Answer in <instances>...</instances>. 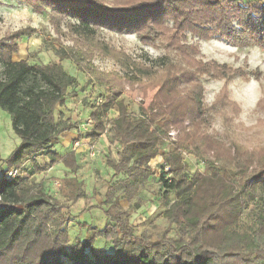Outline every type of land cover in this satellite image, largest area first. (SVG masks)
I'll use <instances>...</instances> for the list:
<instances>
[{
	"label": "trees",
	"instance_id": "obj_1",
	"mask_svg": "<svg viewBox=\"0 0 264 264\" xmlns=\"http://www.w3.org/2000/svg\"><path fill=\"white\" fill-rule=\"evenodd\" d=\"M39 1L77 20V33L94 34L92 26L97 22L114 29L130 28L141 39L147 33L180 58L175 63L165 53L157 59L155 70L147 75L161 77L160 98L135 116L120 94L105 89L89 105L91 128L85 135L98 141L108 133V143L117 150L115 157L107 155V164L115 175L126 176L117 183L125 187L143 183L153 174L150 163L163 146L159 132L170 124L179 125L167 119L162 107L177 97L185 98L186 131L161 154L156 175L161 200L173 196L163 215L174 226L176 237L165 233L150 241L144 235L134 236L121 199L110 197V185L103 203L110 223L102 229L90 228L91 235L71 242L65 205L33 178L6 177L27 160L40 172L37 156L48 159V165L61 162L75 172V149L60 154L52 147L60 142L62 133L79 130L78 122L55 116L57 106L69 96V88L78 85L61 64L67 55L42 65L13 61L8 55L0 57V108L8 113L20 144L0 169V264H264V161L249 173L248 162L218 165L207 160L203 172L189 175L181 156L182 151L198 158L212 152L217 160L226 155L215 141L200 146L203 135L199 129L206 108L199 79L227 81L237 74L226 65L194 59L197 47L182 45L183 34L264 46V0H118L113 7L94 0ZM112 109L115 116H109ZM151 130L157 133L149 135ZM58 181V193L66 201L73 203L84 196L76 178L65 176ZM243 214L249 220L240 223ZM96 238L109 240L112 250L96 247Z\"/></svg>",
	"mask_w": 264,
	"mask_h": 264
},
{
	"label": "rangeland",
	"instance_id": "obj_2",
	"mask_svg": "<svg viewBox=\"0 0 264 264\" xmlns=\"http://www.w3.org/2000/svg\"><path fill=\"white\" fill-rule=\"evenodd\" d=\"M94 1L113 7V2L115 4L118 0ZM51 5L39 0H0V57L9 55L13 61L26 60L29 64L42 65L57 62L59 57L67 55L61 64L77 79L78 85L69 88L70 94L63 105L57 106L55 116L59 120L78 122L79 130L64 132L68 145L62 146L59 142L52 150L64 154L74 148L78 152V169L70 172L61 162L48 165V159L37 156L36 160L42 167L40 172L37 173L27 160L19 169L7 172L6 177L20 175L33 178L45 192L65 205L64 212L70 215L65 227L71 242L91 235L90 228L102 229L110 223L103 205L110 185H113L110 197L121 199L122 209L128 213L127 224L134 236L144 235L150 241H155L165 233L166 237H176L174 226L163 215L173 196L168 201L161 200L156 175L158 166L162 164L161 154L186 131L188 119L185 116V98L177 97L162 107L167 119H174L179 125L170 124L165 131L159 132L163 146L150 163L153 174L143 183L129 184L128 187L117 183L126 176L115 175L106 161L107 155L115 157L116 145L108 143V133L101 135L98 141H92L85 135L91 128L89 105L104 95L105 89L120 94L135 116L141 108L152 106L160 98L157 92L162 84L161 77L151 78L147 75L155 70L157 59L165 53L175 63H179L180 58L174 52L166 51L161 42L153 40L155 38L147 33L144 32V38L141 39L130 28L114 29L108 24L97 22L92 26L94 34L77 33V20L54 10ZM181 43L197 47L198 53L192 55L197 61L215 62L237 71L227 81L207 79L206 76L199 79L206 108L199 129V134L203 135L200 146L205 147L215 141L226 155L217 160L212 152L198 158L182 151L188 174L203 172L207 160L218 165L248 162L249 173L258 170L264 161V46L256 42L235 44L221 37L198 38L188 32L183 34ZM2 48L7 50L4 52ZM1 69L0 63V72ZM130 77L136 78L131 80ZM115 114V109L109 111V116ZM156 133L155 130L149 131V135ZM19 144L8 113L0 108V169L6 167L10 153ZM65 176L76 178L84 193L73 203L58 193V180ZM123 188L126 192H123ZM245 216L247 214L242 215L240 223L249 220ZM242 226L246 227L245 224ZM94 245L106 251H111L113 247L109 240L102 238H96Z\"/></svg>",
	"mask_w": 264,
	"mask_h": 264
},
{
	"label": "crops",
	"instance_id": "obj_3",
	"mask_svg": "<svg viewBox=\"0 0 264 264\" xmlns=\"http://www.w3.org/2000/svg\"><path fill=\"white\" fill-rule=\"evenodd\" d=\"M64 138H67V136L65 135V133L64 134H62L61 135V138H60V144L63 146H67L68 144H67V142H68V140H66V139H64ZM74 148H70L68 151H70V150H73ZM76 153H77V155H78V152L77 151H75Z\"/></svg>",
	"mask_w": 264,
	"mask_h": 264
},
{
	"label": "built area",
	"instance_id": "obj_4",
	"mask_svg": "<svg viewBox=\"0 0 264 264\" xmlns=\"http://www.w3.org/2000/svg\"><path fill=\"white\" fill-rule=\"evenodd\" d=\"M91 154H94V152H91ZM11 175L9 174V177H10ZM12 177V176H11Z\"/></svg>",
	"mask_w": 264,
	"mask_h": 264
}]
</instances>
